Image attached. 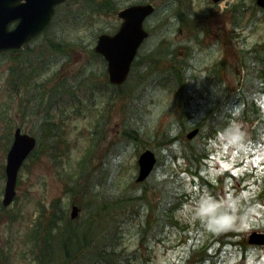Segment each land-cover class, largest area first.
I'll return each instance as SVG.
<instances>
[{
	"label": "rangeland",
	"instance_id": "374dc122",
	"mask_svg": "<svg viewBox=\"0 0 264 264\" xmlns=\"http://www.w3.org/2000/svg\"><path fill=\"white\" fill-rule=\"evenodd\" d=\"M149 1L123 0L120 8ZM153 1L156 12L145 24L151 37L142 47L140 55L150 53L166 40L173 43L178 61L186 59L190 66H196L198 74L205 75L215 62L234 60L236 52L229 45L231 41L239 54L241 49L253 47L264 40V11L257 7L255 0H222L219 4L213 0H183L192 6L191 15L204 17L199 23L204 29L203 37L196 35L194 23H183L180 29L176 19L179 10L171 4V0ZM70 4L75 5L77 1L73 0ZM237 4L242 7L234 9L232 6ZM84 10L85 7H79L66 12V15L63 13L49 29V36L53 39L63 42L65 38L72 43L71 56L66 53L51 57L50 70H40L41 67L35 63L38 70L28 97L42 98L39 110L36 106L38 113L34 112L35 106L31 104L23 113L26 96L14 92L11 87L10 66L14 54L0 55V209L7 154L16 128L42 138V118L44 114H50L54 122L61 125L60 131L67 135L70 144L67 156L56 154V158H53L54 154L42 152L29 160L21 170L15 202L7 212L0 210V249L5 250L10 264H20L25 248L22 241L27 238L41 211H52L55 202V207L59 209L61 205L69 217L72 204H76L80 209L77 221L83 224L89 215L86 210L89 201L84 200L86 190L92 189L100 196L111 197L129 187L134 190L142 188L135 180L139 170L138 157L144 149L139 142L128 143L122 136L124 120L138 111L134 108L136 101L125 97L123 89L112 86L106 78V62L101 57L91 56L98 36L101 33L113 34L122 21L116 15H98L93 22L87 23L85 18L88 12L84 13ZM187 10L188 6L182 11ZM236 10L239 11L235 14ZM73 16L80 20L70 23ZM234 29L239 31L236 36L231 33ZM42 41V38L37 40L32 48L37 50ZM188 46L191 48L190 56L184 58ZM139 72L146 73V70H135L129 81L138 78ZM197 73L189 72V80L194 81L191 77ZM61 83L66 85L64 88L68 91L64 95ZM143 87H135V92L138 93ZM114 88L123 97L113 95ZM152 92L156 103L148 110L149 113L144 114L145 124L141 119L137 124L145 129L146 147L156 153L159 163L154 178L143 184L154 186L159 192L156 180L163 181L168 175L182 179L188 201H185L176 217L181 224H186V230H175L172 241L167 245L152 243L150 261L144 260L148 255L145 252L140 264H184L190 246L198 243V239L202 240L201 243L218 240L213 236L217 230L209 229L194 211L197 201L205 194H211L218 200L234 199L241 212L245 213L243 219L232 227L237 233L233 238L234 244L221 248L218 264H264V246L248 244L252 232H264V135L259 132L257 120L247 124L235 122L246 133L240 144H231L223 138V133L219 134L210 143V156L201 162L202 168L196 171L184 151L190 145L187 139L189 131L183 132L174 125V122L180 121L177 115L184 104L180 98H175L178 95L170 89L157 87ZM208 98L209 93L206 95ZM71 105L75 112L68 110ZM182 120L187 119L184 117ZM166 133L172 140L169 145L163 142ZM191 141L199 145L200 139L196 137ZM43 143L47 144L45 141ZM90 151V159L83 168L84 159ZM205 181L210 182L209 186L204 184ZM176 182L177 185L181 184L180 180ZM68 183L72 185V191L68 190ZM11 216L16 221L10 220ZM92 233H95V229ZM138 245V237L133 231L127 235V246L131 251Z\"/></svg>",
	"mask_w": 264,
	"mask_h": 264
},
{
	"label": "trees",
	"instance_id": "16d2710c",
	"mask_svg": "<svg viewBox=\"0 0 264 264\" xmlns=\"http://www.w3.org/2000/svg\"><path fill=\"white\" fill-rule=\"evenodd\" d=\"M86 1L89 3L85 5L84 10V13L88 12V17L85 18L87 23L95 14L109 16L115 11L111 7V0H103L100 6L92 4V0ZM171 2L176 4V9L180 11V29L183 23L191 22L194 23L197 35L203 36L204 29L199 23L204 17L198 14L191 15L192 6L186 1ZM186 6L188 10L182 11ZM232 7L239 9L242 6L237 4ZM238 11L236 10L235 14ZM73 19L75 20L71 22L80 20ZM238 32L236 29L232 30V36H236ZM49 34V31H46L37 50L28 45L19 55L12 52L14 55L10 66L11 87L14 92L26 96L23 113L30 108V104L38 106V110L41 104L42 98L28 97L38 67H41L40 70H50L51 57L63 56L66 53L71 56L72 43L67 42L65 38L60 42ZM229 45L236 52L234 60L215 62L209 67L207 74L204 73L205 75L198 74L196 66H190L186 59L178 61L177 50L172 42L166 40L150 53L139 54L130 77L135 70H146V73H137L138 78L127 81L122 87L125 97L136 101L134 108L138 110L124 120L123 138H126L128 143L139 142L143 149L147 148L145 129H141L137 123L141 119L145 124L144 114L149 113L148 110L156 103L152 90L157 87L176 92L178 96L175 98H180L184 104L179 115L176 114L177 119H180L174 122L176 128L183 132L194 128L200 129L199 145L191 142L187 150H184L196 171L202 168L201 162L210 153V143L219 134L224 133L229 125L235 122L247 124L257 120L259 132L264 135V41L253 47L241 49L239 54L230 43ZM190 49L187 47L184 58H189ZM91 56L100 57L94 51H91ZM192 71L197 73L191 77L194 81L189 80V72ZM140 74L142 75L139 77ZM227 80H230L229 83ZM142 85L143 89L135 92L134 88ZM208 93L209 98L206 99ZM116 95L123 97L120 92ZM193 99L197 101H192ZM68 110L75 112L72 105ZM184 117L187 120H182ZM42 121L41 130L44 136L39 138L40 145L33 156L38 157L42 152L54 154L53 158H56V154L67 156L70 144L67 135L60 131L61 125L54 122L50 114H44ZM52 138H55L53 144ZM43 141L47 144L44 145ZM171 141L168 133L163 135L165 144L169 145ZM91 154L90 151L84 159L83 168L86 167ZM153 175L150 180L154 178ZM176 180H180L181 184L177 185ZM155 183L159 185V192L154 186L147 184H141L142 188L136 190L129 187L111 197L100 196L92 189L86 190L84 200L86 198L89 201L86 206L89 215L83 224L71 220L66 210L56 208V202L52 205V211L47 212L43 209L29 230L27 238L22 241L25 248L21 254L20 264H140L145 252L148 255L144 260L150 261L152 243L167 245L172 241L175 230L181 232L186 230V224H181L176 213L181 212L185 201H188L185 186L178 176L168 175L163 181L156 180ZM67 188L69 191L73 189L70 183L67 184ZM156 195L159 196L158 199ZM81 206L84 207L82 204ZM10 220L16 221V218L11 216ZM93 229L95 233H92ZM133 231L138 237L139 245L130 251L127 246V235ZM213 236L218 237V240L201 243L202 240L198 239V243L191 245L184 264H218L217 255L221 248L234 244L233 238L237 233L231 227L226 231L217 230ZM0 251L2 262L0 264H10L9 258L5 257V250L2 248Z\"/></svg>",
	"mask_w": 264,
	"mask_h": 264
},
{
	"label": "water",
	"instance_id": "95a60500",
	"mask_svg": "<svg viewBox=\"0 0 264 264\" xmlns=\"http://www.w3.org/2000/svg\"><path fill=\"white\" fill-rule=\"evenodd\" d=\"M63 1L65 0H0V52L21 49L39 35L49 25L54 7ZM256 1L264 8V0ZM154 11L155 8L150 4L134 5L119 14L124 23L115 35L99 36L94 50L107 61L112 84L120 86L127 80L138 49L149 36L144 28V21ZM14 22H17L16 27L10 29ZM198 132V129L193 130L188 138L192 139ZM36 144L33 136L22 133L20 128L16 130L7 157V179L3 199L5 207L11 205L16 197L19 171ZM156 163L157 158L153 151L146 150L140 155L138 183L144 182L152 174ZM79 211L80 209L74 206L71 217L77 218ZM249 242L264 245V234L252 233Z\"/></svg>",
	"mask_w": 264,
	"mask_h": 264
},
{
	"label": "clouds",
	"instance_id": "9594fccd",
	"mask_svg": "<svg viewBox=\"0 0 264 264\" xmlns=\"http://www.w3.org/2000/svg\"><path fill=\"white\" fill-rule=\"evenodd\" d=\"M245 135L243 128L238 123H233L224 130L223 138L231 144H240L244 141ZM194 211L196 216L214 231L230 229L245 215L234 199L218 200L211 194L202 196L197 201Z\"/></svg>",
	"mask_w": 264,
	"mask_h": 264
},
{
	"label": "flooded vegetation",
	"instance_id": "af4514ba",
	"mask_svg": "<svg viewBox=\"0 0 264 264\" xmlns=\"http://www.w3.org/2000/svg\"><path fill=\"white\" fill-rule=\"evenodd\" d=\"M122 3H123V0H113V7L114 8L121 7ZM65 5H66V3H62V4L57 6V9H56V15L57 16L59 15L60 11L64 10ZM56 15H55V17H56ZM61 84L63 85L64 83H61Z\"/></svg>",
	"mask_w": 264,
	"mask_h": 264
}]
</instances>
